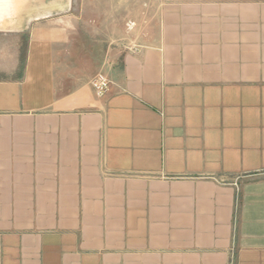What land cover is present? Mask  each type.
<instances>
[{
  "label": "crops",
  "instance_id": "1",
  "mask_svg": "<svg viewBox=\"0 0 264 264\" xmlns=\"http://www.w3.org/2000/svg\"><path fill=\"white\" fill-rule=\"evenodd\" d=\"M76 2L0 0V264H264V0Z\"/></svg>",
  "mask_w": 264,
  "mask_h": 264
},
{
  "label": "rangeland",
  "instance_id": "2",
  "mask_svg": "<svg viewBox=\"0 0 264 264\" xmlns=\"http://www.w3.org/2000/svg\"><path fill=\"white\" fill-rule=\"evenodd\" d=\"M76 10L81 0H76ZM88 10L82 26L91 34L94 47L108 50L110 65L116 63L123 51L136 43L139 34L138 22L127 16L128 3H140L142 11L147 10L150 0H86ZM146 5V6H145ZM111 13L106 16V13ZM113 13V14H112ZM103 14H105L103 16ZM148 14V13H147ZM130 17H133L132 15ZM148 18V15H147ZM142 28V27H141ZM89 35V34H88ZM116 65V64H115Z\"/></svg>",
  "mask_w": 264,
  "mask_h": 264
},
{
  "label": "built area",
  "instance_id": "3",
  "mask_svg": "<svg viewBox=\"0 0 264 264\" xmlns=\"http://www.w3.org/2000/svg\"><path fill=\"white\" fill-rule=\"evenodd\" d=\"M91 85L95 95L99 98H102L110 91L111 80L103 73H99L92 79Z\"/></svg>",
  "mask_w": 264,
  "mask_h": 264
}]
</instances>
